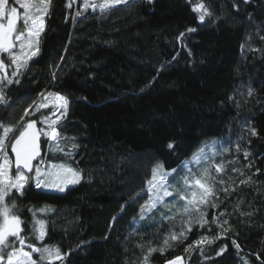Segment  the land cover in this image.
Returning a JSON list of instances; mask_svg holds the SVG:
<instances>
[{
    "label": "trees",
    "instance_id": "trees-1",
    "mask_svg": "<svg viewBox=\"0 0 264 264\" xmlns=\"http://www.w3.org/2000/svg\"><path fill=\"white\" fill-rule=\"evenodd\" d=\"M200 3L211 13L204 22L193 11ZM83 4L76 0L69 8L68 0H51L39 53L19 83L4 87L8 104L0 105V122L6 125H15L25 109L48 93L68 99L58 130L68 145L77 147L71 156L50 151L42 136V156L82 176L65 193L32 188L7 200L21 209L26 234L32 221L27 209H55L41 215L47 222L44 241L29 236L28 243L59 247L66 257L63 264H143L149 248H161L171 232L180 231L178 217H165L181 208L179 194L197 191L186 189L184 179L191 184L211 176L219 207L207 209L209 225L194 226L182 243L170 241L172 247L152 253L149 264L175 257L183 264H261L264 0H136L108 12L85 10ZM77 11L82 13L78 17ZM181 33L185 35L178 40ZM50 109L25 121H39ZM200 148L206 159L191 171L184 169ZM158 163L170 172L167 183L173 196L165 198L167 206L158 205L141 219L140 206L148 199L142 190ZM214 165H222L223 171L217 173ZM137 193L140 197L133 202ZM220 212L230 225L227 235L185 252L202 235H219L211 218Z\"/></svg>",
    "mask_w": 264,
    "mask_h": 264
},
{
    "label": "snow or ice",
    "instance_id": "snow-or-ice-1",
    "mask_svg": "<svg viewBox=\"0 0 264 264\" xmlns=\"http://www.w3.org/2000/svg\"><path fill=\"white\" fill-rule=\"evenodd\" d=\"M76 0H68V7L71 8ZM136 0H103L100 4L90 3L84 0L85 10L92 8L93 11L99 9L101 12L111 11L117 5L128 6ZM247 2V0H244ZM18 5V7L16 6ZM51 0H0V105H7L8 101L4 94V87L13 82L19 83L18 77L28 68V62L40 51V37L45 30V17L49 14ZM22 10V11H21ZM199 13V21L204 22L206 16H211L203 3L193 8ZM82 13L77 11L76 16ZM196 29L189 28L188 32H195ZM184 33H181L178 40H182ZM264 39V37H262ZM7 60V63H6ZM8 69H11L9 74ZM251 95V91H249ZM50 114L42 115L39 121L35 119L25 122V117L35 115L41 109L50 106ZM69 101L60 94L48 93L41 97L40 102H33L29 109H25L24 116L15 125H6L0 122V264H55L66 258L61 254L59 247L46 245L41 246L28 243L29 236L35 240L43 242L47 235V222L38 218V211L33 208L27 209L32 214L30 233H25L26 222L21 218L20 211L13 201L11 205L7 202L10 197L21 198L32 188L46 190L57 193H65L69 185H75L82 179L81 173L66 164H49L41 155L40 139L45 137L50 142V151H56L71 156L72 150L77 146L68 145L67 137H63L59 132L61 119L66 115ZM42 127H37V124ZM252 136H256L255 128H249ZM64 144L65 147H61ZM169 149L173 145L169 143ZM9 149L14 154V159L9 155ZM237 145V151H239ZM227 151V149H225ZM249 153L244 152L245 159ZM35 162V163H34ZM201 158L195 157L194 163L199 164ZM251 163L248 167H251ZM217 173L223 171L222 165H214ZM175 172V170H172ZM189 171L191 169L189 168ZM237 171V169H233ZM209 172L205 169V173ZM259 172V169H257ZM243 174V173H241ZM169 173L163 170L162 164H157L152 168L151 179L147 181V188L142 190L148 195V199L140 206V218L143 219L158 205H165V198L173 196L169 190L171 187L167 183ZM248 181H241L247 183ZM215 180L209 176L202 181L196 179L194 183L185 178L184 185L187 188H196L189 195L179 194L178 199L183 201L181 208L176 209L171 215L165 217L170 221H175L177 217L180 221V231L171 232L163 241V246L159 249L149 248L143 257V264H149L152 253L159 251L161 254L166 249L172 247L170 241L182 243L188 239V233L192 232L194 226L204 228L209 225L207 209L218 208L216 202L219 197L214 188ZM221 184L224 182L221 180ZM225 193L227 188L222 189ZM140 197L137 193L132 201L135 202ZM48 211H55L50 205H45L39 209V213L46 214ZM123 211V209H122ZM171 212L172 209H169ZM226 214L220 212L213 214L211 224L220 229L219 235L211 239L201 236L194 240L185 248L189 252L193 248L201 247L203 243H213L216 239L226 236L231 230L227 219H221ZM116 218L114 217L113 220ZM227 226V227H226ZM232 244L239 250V245L233 240ZM227 249V245L221 247L217 255H222ZM36 254V258H34ZM181 257L168 260L166 264H180ZM259 259V257H257ZM243 264H248L245 260ZM264 264V261L261 262Z\"/></svg>",
    "mask_w": 264,
    "mask_h": 264
},
{
    "label": "rangeland",
    "instance_id": "rangeland-1",
    "mask_svg": "<svg viewBox=\"0 0 264 264\" xmlns=\"http://www.w3.org/2000/svg\"><path fill=\"white\" fill-rule=\"evenodd\" d=\"M95 4H100V3H102L103 2V0H92ZM98 2V3H97ZM17 7H18V5H16ZM22 11V10H21ZM198 13V12H197ZM198 16H199V13H198ZM35 57V56H34ZM33 57V58H34ZM48 108H51L50 110L52 111V107H51V102H50V106L48 107ZM48 108H44V109H48ZM51 111H50V113H51ZM25 122H27V121H25ZM211 143H215V141L214 140H211ZM208 147H206L205 149H208L211 145H207ZM200 150H201V148L199 149V150H197L192 156H191V158L186 162L187 164H185L184 165V169H186V170H188L191 166H194V165H196V163H194V158L195 157H200L201 158V162L203 161V160H205L206 159V157H205V154L204 153H199L200 152ZM208 154L209 153H207V156H208ZM9 155H10V153H9ZM10 157H11V155H10ZM156 166V165H155ZM163 170H164V168H163ZM165 171V170H164ZM167 172V171H166ZM169 174H170V172H168ZM151 176H152V171H151ZM76 185V184H75ZM75 185H69L68 186V188H70V187H73V186H75ZM67 188V189H68ZM43 191H46V190H43ZM48 192H51V191H48ZM41 215H42V213H39V211H38V218H40V219H42L41 218ZM166 264V263H165ZM180 264H183V262H182V260L180 261Z\"/></svg>",
    "mask_w": 264,
    "mask_h": 264
},
{
    "label": "water",
    "instance_id": "water-1",
    "mask_svg": "<svg viewBox=\"0 0 264 264\" xmlns=\"http://www.w3.org/2000/svg\"><path fill=\"white\" fill-rule=\"evenodd\" d=\"M30 110V109H29ZM37 127H38V125H37ZM41 141H42V137H41V139H40V148H41ZM10 155H11V157L14 159V154H12L11 153V151H10ZM41 155H42V149H41ZM35 163V162H34Z\"/></svg>",
    "mask_w": 264,
    "mask_h": 264
}]
</instances>
